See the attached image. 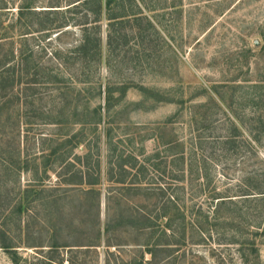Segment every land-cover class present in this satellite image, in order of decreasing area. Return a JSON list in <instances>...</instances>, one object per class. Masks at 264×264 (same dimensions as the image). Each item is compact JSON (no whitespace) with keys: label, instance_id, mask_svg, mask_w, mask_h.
Listing matches in <instances>:
<instances>
[{"label":"rangeland","instance_id":"374dc122","mask_svg":"<svg viewBox=\"0 0 264 264\" xmlns=\"http://www.w3.org/2000/svg\"><path fill=\"white\" fill-rule=\"evenodd\" d=\"M37 1L38 6L48 2ZM65 2L61 0V5ZM138 7L139 10L131 3L126 7V42L114 52L110 66L101 64L85 70L92 84L86 85L81 95L77 91L83 84L74 82V74L80 69L78 65H58L56 60L48 59L53 49L59 48L63 55L66 53L69 44L79 37L78 26H71L68 29L70 33L61 41L52 40L45 53L35 49L41 60L48 61L47 69L51 73H59L64 81L60 89L56 88L58 85L36 84L32 89L24 90L20 86L15 90L21 101L24 91L36 94L27 109L18 112L24 118L32 116L35 121L31 124L22 122L16 134L18 131L24 154L32 158L40 156L41 160V154L46 151H42L35 141L49 137L55 127L49 122H37V119L42 118V109L63 111L67 99L71 105L66 118L74 125L65 130L75 132L80 128L76 118H82L83 110L87 112L85 120L89 122L94 118V110L98 109L100 130L110 114L116 121L112 133L115 137L133 140L136 152L143 147L152 153L155 149L163 150L154 137L155 127L176 113L173 122L167 123L162 132L167 141L181 140L187 149L189 145L197 146L193 148L197 154L194 160L198 161V156L203 153L204 157L199 158L200 161L205 160L200 163L204 168L201 175L209 185L202 177L191 182V186L187 185L184 190L182 203L201 204L203 210L209 206V223L202 218L196 219L198 226L207 227L209 231L202 235L193 227L187 228L182 235L180 230L174 239L178 237L185 242L177 246L172 241L170 230L166 229V235H162L163 228H158L154 238L169 240V244L162 246V251L157 252L155 258L147 253V247L143 245L146 237L137 230L119 229L102 235L98 246H89L87 244L96 235V226L105 221L103 188L99 207L92 196L77 191L62 193L65 198L59 204L60 211L56 212L55 220L61 223L60 244L69 246H59L50 254L54 258L48 262L45 259L48 247L45 245L51 241V232L45 230V224L30 225L28 232H15L14 240L19 242L15 264H264V197L245 199V196L237 195L232 198L234 206H230L234 212L226 210V206L216 215L210 212L214 205L211 199L213 191L224 193L229 189L228 195L240 194L238 186L241 181L247 180L253 172L264 173V149H255V152L254 142L250 139L251 145L248 142L249 120L257 106L264 102V93L259 95V90L264 92V89H255L259 84L264 85V0H142ZM133 12H138L136 16L141 19H136ZM146 20L152 23L153 28ZM100 25L104 41L106 22L102 20ZM124 83L127 89L121 95L120 87ZM107 86L115 88L109 104ZM139 86L159 91L163 99L144 100ZM211 86H217L223 102L210 90ZM134 103L140 105L135 106ZM80 111L81 116L77 114ZM237 120L247 123L246 129L242 128V133L238 131L234 137L236 147L216 143V139L225 132H232L230 122L240 127ZM7 127L0 126V134L9 132ZM5 138L1 140L3 146L12 142L9 136ZM81 148H74L73 153H80ZM168 154H161L162 161L170 160ZM35 166L36 163L31 162L29 167ZM184 168L188 171L190 165ZM38 169L42 178L45 175L42 174L43 166L39 164ZM163 170L162 164V177L158 181L169 184V167L165 168L166 173ZM33 171L21 175V184L33 183ZM47 176L43 185L47 188L56 185L55 172L49 171ZM132 202L140 207L145 200L141 195L133 198ZM114 208L117 210V205ZM42 216L40 213L39 217ZM164 222L162 220L161 227ZM226 222L235 225H227ZM211 223L216 225L210 226ZM27 244L44 246L29 247ZM0 264H13L2 249Z\"/></svg>","mask_w":264,"mask_h":264},{"label":"trees","instance_id":"16d2710c","mask_svg":"<svg viewBox=\"0 0 264 264\" xmlns=\"http://www.w3.org/2000/svg\"><path fill=\"white\" fill-rule=\"evenodd\" d=\"M130 3L139 10L138 5H142V0H66L64 5H61V0H48L43 6H38L37 0H0V126L7 127L11 123L6 128L9 132L4 131V134H0V249L5 251L13 264L17 262L16 249L19 243L14 240L15 232L25 230L28 232L30 225L45 224V230L51 232L49 233L51 241L45 245L48 247L46 252L48 257L45 258L48 262L54 258L50 254L59 246H69L60 244L61 223L55 220L56 212L60 211L59 204L65 198L61 195L62 193L77 191L80 194L92 196L99 207L101 188H103L105 221L96 226V235L90 244H87L89 246H98L102 235L119 229L137 230L139 234H144L146 237L143 245L147 247V253L155 258L156 253L162 251V246L169 244L167 242L169 240L163 241L158 236L154 238L158 228H163L162 235H166V229L170 230L173 239L176 232L181 230L183 235L187 228L195 227L202 235L209 231L207 227L196 224L198 218L205 219L206 223H209L207 220L209 206L203 210L201 204L182 203L187 185L191 186V182L200 177L204 178L201 175L204 168L200 166V163L203 164L205 160L199 159L204 157L203 153L198 156V161L194 160L197 154L193 148L197 146L189 145L187 149L181 140L167 141L162 132L167 123L173 122L172 119L176 113L155 127L154 137L163 146L162 151L155 149L152 153H148L140 147L136 152L133 140L127 138L125 141L112 134L116 121L110 117V114L102 130L99 129L101 116L98 109L94 110V118L89 122H86L87 112L83 110L82 118H76V122L81 125L80 128L75 132L65 130L74 125L70 124L71 121L66 118L67 109L71 105V102L66 99L63 111L47 112L40 108L43 116L38 118L37 122H49L55 127V131L49 137L43 136L44 138H38L35 141L42 151H46L45 154H41V160H39L40 156L32 158L24 154L26 152L22 150L18 135L20 126L22 122L31 124L35 120H32V116L24 118L18 112L26 110L28 103L33 102L36 94L34 92L28 94L24 91L21 101L15 90L20 86L24 90L32 89L36 84L58 85L56 88L60 89L64 81L59 73H51V70L47 69L48 61L41 60L42 58L36 55L38 50L35 49L39 48L40 52L45 53L46 46L52 40L61 41V38L70 33L68 29L71 26H78L79 37L69 44L66 53L63 55L59 48H56L52 50L48 59L56 60L58 65H78L80 69L79 71L75 69L74 82L83 84L77 91L78 95H81L85 86L92 84L85 70L101 64L110 66L114 52L119 49L118 46L126 42L124 23L127 17L126 7ZM38 7L41 9H37ZM138 12H133V15L136 19H141L140 16H136ZM102 20L106 22L104 41L100 35ZM146 22L153 28L149 20ZM258 87L264 89L263 84L257 85L255 89ZM210 88L223 102L224 98L217 86ZM126 89L127 84H122L120 94H125ZM114 90L115 88L107 86L106 98L109 99L107 104L110 103ZM139 90L143 93L144 100L158 101V97L163 99L157 90L143 86H139ZM263 93L259 90V95ZM251 98L254 99L253 95ZM212 100L215 102L213 98ZM133 105L138 106L140 103ZM261 106L264 107V102ZM261 106H257V111L249 120L248 142L250 145L251 141L254 142V150L264 149V109ZM109 108L110 106L107 107V111ZM77 114L81 116V111ZM237 122L241 128L237 127L236 123L233 126L230 122L232 132L229 134L225 132L223 136L216 139V143L222 142L231 148L236 147L234 137L237 133H242V128L246 129L247 123L242 120ZM16 130H18L17 134ZM7 135L12 142L3 146L1 140L3 137L8 139ZM76 147H82L81 152L74 154L73 149ZM166 152L170 153L168 162L162 161L161 154ZM70 155L72 158H69ZM31 162L36 163L37 167L39 164L43 166L42 174L45 175L42 178L36 166L29 167ZM162 164L164 173L167 171L165 168L169 167L171 178L169 184L158 181L159 177H162L160 173ZM188 165L190 168L187 171L184 166ZM33 169V183L21 184V175ZM49 171L55 172L57 183L47 188L43 185V179L48 177ZM246 179L239 183L240 194L228 195L229 189L224 193L213 191L211 199L214 205L210 212L216 215L222 207L226 206V210L231 209L230 206L234 204L232 198L237 195L245 196V199L250 196L264 197V173L253 172L252 176ZM184 180H186L185 184ZM204 180L208 184L209 181L206 178ZM173 181L182 183L173 184ZM141 195L145 203L138 207L132 200ZM259 200L262 201L261 198ZM114 205H117V210ZM231 211L234 212L233 209ZM40 213L43 215L42 218L39 217ZM162 220L165 222L161 227ZM226 224L235 225L232 222H226ZM215 225V223L210 224V226ZM172 241L177 246L185 242L178 237ZM27 245L29 247L44 246Z\"/></svg>","mask_w":264,"mask_h":264}]
</instances>
